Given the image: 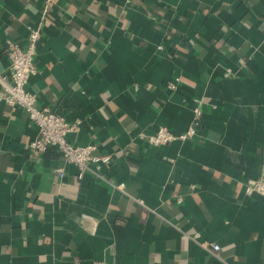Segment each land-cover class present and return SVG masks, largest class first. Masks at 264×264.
<instances>
[{
  "label": "crops",
  "instance_id": "crops-1",
  "mask_svg": "<svg viewBox=\"0 0 264 264\" xmlns=\"http://www.w3.org/2000/svg\"><path fill=\"white\" fill-rule=\"evenodd\" d=\"M45 1L0 0V70ZM34 59L38 102L81 118L67 140L113 151L105 171L137 199L73 164L60 178V152L31 156L35 127L0 101V264H223L194 232L228 264H264V196L248 187L264 176V0H50ZM198 100L191 137H137L185 130Z\"/></svg>",
  "mask_w": 264,
  "mask_h": 264
},
{
  "label": "built area",
  "instance_id": "built-area-1",
  "mask_svg": "<svg viewBox=\"0 0 264 264\" xmlns=\"http://www.w3.org/2000/svg\"><path fill=\"white\" fill-rule=\"evenodd\" d=\"M128 3L133 0H126ZM46 0L40 9L39 20L35 24H27L26 45L23 47L18 42L5 39V51L7 56V67L0 70V101L5 103L11 110L20 109L25 113L28 120L36 129V135L30 139L26 148L31 156H40L47 148L52 147L61 154L62 164L56 168V174L61 178L66 175L65 165L73 164L76 175L81 178L89 174L92 178L108 183L113 191L136 200L127 190L123 181H116L105 169L109 167L114 157V152H97L98 143L74 144L67 140L68 133H76L80 130L81 118L73 120L59 113L56 108L40 104L35 92L28 88L30 78L38 73L39 69L35 63L36 46L42 35L43 22L48 15V3ZM150 18L155 19V15ZM161 48V45H158ZM230 70L225 71L228 75ZM179 77L167 83L169 90L175 89L179 83ZM202 100H198L193 108V120L187 128L180 132H174L167 126H160L154 133L137 135L147 145L157 146L174 140H183L191 137L196 130V124L201 119ZM116 152L128 157L130 150L127 146L116 148ZM250 191L264 196V176L251 178L248 182ZM139 200V199H138ZM180 200V198H178ZM141 201V200H139ZM185 236L194 240L209 253L216 261L228 264L220 255V245L206 239H199V233H185ZM94 264H105L103 260H97Z\"/></svg>",
  "mask_w": 264,
  "mask_h": 264
}]
</instances>
